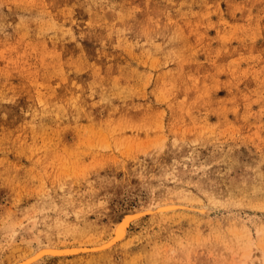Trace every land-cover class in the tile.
<instances>
[{
	"label": "rangeland",
	"instance_id": "1",
	"mask_svg": "<svg viewBox=\"0 0 264 264\" xmlns=\"http://www.w3.org/2000/svg\"><path fill=\"white\" fill-rule=\"evenodd\" d=\"M139 210L39 264L263 259L264 0H0V261Z\"/></svg>",
	"mask_w": 264,
	"mask_h": 264
},
{
	"label": "bare ground",
	"instance_id": "2",
	"mask_svg": "<svg viewBox=\"0 0 264 264\" xmlns=\"http://www.w3.org/2000/svg\"><path fill=\"white\" fill-rule=\"evenodd\" d=\"M185 206L173 202L166 201L159 204H156L151 208H148V212L153 214V216H165L171 212H174L177 209H183ZM145 210H139L130 214H126L122 216V219L115 225L112 234L109 238L104 241H92L86 242L81 241L79 243L73 245H62V246H44L38 247L32 253H25L22 256L18 257L14 262L4 263L0 261V264H39L45 259L56 258V257H79L81 255L86 254H95L107 251L108 249L114 247L115 245L125 241L127 238L129 228L131 223L138 220L145 214ZM199 212L202 214H206V209L200 208ZM264 231V227L259 229V235ZM79 235H82L79 233ZM259 247L261 249V253L264 254V244L262 242L259 243ZM246 252L240 261L241 264H264V256L263 259L257 256L256 260L252 255L253 249L248 246V249H245ZM254 254V253H253ZM257 254V253H256ZM256 256V255H255Z\"/></svg>",
	"mask_w": 264,
	"mask_h": 264
}]
</instances>
